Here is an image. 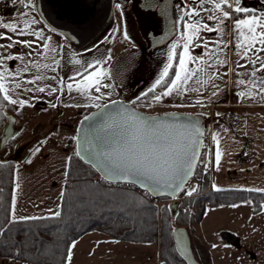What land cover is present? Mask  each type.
<instances>
[{
	"label": "snow or ice",
	"instance_id": "snow-or-ice-1",
	"mask_svg": "<svg viewBox=\"0 0 264 264\" xmlns=\"http://www.w3.org/2000/svg\"><path fill=\"white\" fill-rule=\"evenodd\" d=\"M19 3L27 9L36 6L35 0H19ZM116 6L119 8V3ZM157 7L166 13V0H161ZM176 9L180 13L176 18L177 22L182 23L180 40L172 44L168 63L155 84L148 90L154 92L157 85H166L163 92L152 96L149 106L152 102L159 103L163 97L173 94L182 96L187 93H197L203 97L204 91L209 86L213 89L211 97H215L221 90L220 85L215 81H223L229 74L237 77L232 83L234 88L240 89L235 93L238 101L259 99L264 103V15L254 14L253 11L243 7L242 0H186V2L180 0ZM20 15L30 18L23 22H20L19 18L9 22L0 20V30H3L0 31V41H6L0 43V106L11 105L20 109L32 106L25 93L34 95L36 92H47L51 96L58 91L63 95L67 90L86 96L91 103L85 104L84 107H95L99 111L92 116H85L84 121H92V123L88 125L87 130L81 129L78 135L72 137L77 145L73 156L90 163L104 173V177L108 180L141 183L153 192L163 188L185 191L187 196H192L197 188L185 190L184 185L193 175L198 162L203 164L205 169L211 164L216 171L220 170L223 156L220 132H214L211 137L214 142L213 160L205 161L200 159L205 129L199 126L198 120H191L189 123H170L167 122L166 117L142 116L122 104L116 108L115 106L120 104L118 101L112 100L101 104L100 101L104 98L101 87H110V85L101 84L102 78L108 73L96 67L100 61L87 64L83 73L78 71L76 76L80 77L79 79L72 77V82L66 84L64 80H60L63 87L49 84L41 86L39 82L58 79L56 76L50 78L43 74L42 69H49L53 73L57 71L60 65V59H57L59 50L50 44L51 36H46L43 29L34 28L38 22L36 17L31 16L30 12H21ZM229 20L232 21L231 32L227 31ZM202 32L215 33L217 39L205 40L201 36ZM25 36L34 39L14 38ZM124 36L128 39L126 31ZM225 36H230V40L226 42ZM21 48L28 51L21 52L19 51ZM177 48L181 49L179 53ZM195 48L201 49V55L192 56L191 50ZM12 49L17 51L13 52ZM229 50L233 51L236 57L234 60H229L227 56ZM49 53L51 63L41 64L31 59L34 56L48 59L46 54ZM242 60L246 63H241ZM15 61L21 62L19 67L10 65L9 62ZM73 63L79 65L81 61L74 60ZM230 63L234 67H229ZM174 64L172 78L167 79L169 70L173 69ZM221 68H227V71L221 72ZM33 69L36 70L33 78H25V75L31 73ZM93 90L99 95H93ZM144 95L147 96V93ZM136 99L140 100L141 97ZM204 104L203 99H196L191 106L203 107ZM110 105L114 106L112 112L107 111ZM51 106L56 107L55 104ZM68 106L80 107L79 104ZM219 115L220 113H217V116ZM227 131L228 129H224V132ZM18 134H14V137ZM46 142V140L40 141L33 150H30L31 155L36 156L41 153V146ZM73 156L65 157L66 169L70 166ZM26 163L31 164L32 160L28 159ZM67 174L65 171L64 175ZM16 187H20L19 183ZM213 188L220 190L215 184ZM249 190L264 192V189ZM15 208L14 196L7 223L41 218L17 216ZM260 208L264 211V204L260 205ZM49 211L51 212L49 218L60 216L58 211L51 209ZM2 232L3 229L0 228V233ZM75 247L76 243L73 242L66 256L67 264H71V250ZM212 247L217 248L219 245L213 244ZM224 247L231 246L226 244Z\"/></svg>",
	"mask_w": 264,
	"mask_h": 264
},
{
	"label": "crops",
	"instance_id": "crops-1",
	"mask_svg": "<svg viewBox=\"0 0 264 264\" xmlns=\"http://www.w3.org/2000/svg\"><path fill=\"white\" fill-rule=\"evenodd\" d=\"M179 2L180 0H178ZM17 4L18 9L15 12L9 15L0 14V20L9 22L19 18L20 22H23L30 18L21 17V12H30L31 16L37 18L38 22L34 28L36 30L43 29L46 36H51L50 44L58 48L59 56L57 59H60V65L55 73L49 69H42L43 74L50 78L56 76L58 79H48L39 83L41 86L49 84L62 87L60 84V66L66 47L64 37L52 31L41 20L35 7L27 9L22 4ZM242 6L253 11L254 14L264 15V0H242ZM203 15L206 16L207 13H203ZM208 23L211 24L212 22ZM227 24V31L231 32L232 21L229 20ZM181 31L182 27L176 42L180 40ZM201 36L205 40L217 39L215 33L202 32ZM14 38L34 39L29 36ZM230 38V36L224 37L226 42ZM0 43H6V41H0ZM11 51L15 52L17 49ZM19 51L26 52L28 50L21 48ZM191 54L193 57L201 55V49L195 48L191 50ZM46 55H48V59L35 56L31 59L41 64L51 63V54ZM227 56L230 61L236 58L232 50L228 51ZM9 63L17 67L21 64L19 61ZM241 63H246V61L242 60ZM229 67H234V65L230 63ZM220 71H227V68H221ZM35 74L36 70L33 69L31 73L25 75V78L31 79ZM234 79L237 77L229 74L224 77L223 81H215L221 89L215 97H211L213 89L209 86L204 91L203 97L197 93H187L182 96L173 94L163 97L159 103L152 102L151 106L184 107L193 105L196 99H203L205 101L203 107H193L199 109L198 114L205 118L206 130L208 129L207 136L210 139L214 132H220V147L223 153L219 171H216L211 164L206 168L210 174V186L213 188V184H215L220 190L264 189V103L259 99L238 101L235 93L240 89L233 87L232 81ZM142 90L144 91H139L137 96L141 99L136 100L149 106V103L144 101V94L148 92L149 88ZM164 90L165 88L158 91L156 95ZM24 95L32 105L24 108L27 112L29 111V114H34V112L41 110L36 105L38 101H44L49 107L56 104L60 92L58 91L51 96L47 92H36L34 95L33 93H25ZM217 113L220 115L217 116ZM224 129H228V131L224 132ZM50 136L41 140L47 141L41 146V153L28 158L32 160L31 164L24 162L22 166L16 167L12 200L15 196V214L17 216L47 217L51 216L50 209L61 212L62 198L68 176V174L65 176L64 173L65 171L68 173L69 169V167L65 168V157L71 155L67 143H59ZM213 151L214 142L212 141V151L203 154L202 160H213ZM49 156L55 160L50 162L47 159ZM17 183L20 185L19 188L16 187ZM230 205L207 206L197 229V234L210 247L212 264H264V211H261V208L256 210V205L251 200L235 203V205H239L238 207H231ZM74 242L76 247L71 250V264H166L161 258L160 247L157 243L121 241L99 231L89 232ZM213 244H217L219 247L213 248ZM226 244L231 247L225 248L224 245ZM0 264L33 263L4 258L0 259Z\"/></svg>",
	"mask_w": 264,
	"mask_h": 264
},
{
	"label": "trees",
	"instance_id": "trees-1",
	"mask_svg": "<svg viewBox=\"0 0 264 264\" xmlns=\"http://www.w3.org/2000/svg\"><path fill=\"white\" fill-rule=\"evenodd\" d=\"M178 24L181 28L182 23ZM174 70L175 64L169 70L167 79L172 78ZM160 87L164 89L166 85L161 84ZM157 92L155 90L144 96L145 103H149ZM3 108L0 106V125L3 122ZM22 112L26 114V108ZM67 144L68 149L69 146L76 149V141L72 138ZM15 169L14 161L0 166V228L3 229L0 233V259L10 258L33 264H65L70 245L92 231L121 241L157 243L166 264H186L175 248L173 231L177 226L188 230L192 248L200 263L212 264L210 247L197 234V226L207 206L218 207L251 200L259 210L260 205L264 204V192L213 189L209 172L197 167L191 178L195 184L192 187L197 191L192 196L181 191L180 194L185 196L180 201L178 215L173 217L169 205L159 209L157 204L170 198L152 197L134 185L110 183L100 177L92 166L73 156L60 216L7 223Z\"/></svg>",
	"mask_w": 264,
	"mask_h": 264
},
{
	"label": "water",
	"instance_id": "water-1",
	"mask_svg": "<svg viewBox=\"0 0 264 264\" xmlns=\"http://www.w3.org/2000/svg\"><path fill=\"white\" fill-rule=\"evenodd\" d=\"M118 0H35V10L41 20L55 32L61 34L71 47L82 52L96 45L113 27L115 22V8ZM161 0H130L131 12L136 18L138 28L140 29L144 42V53L152 58L156 53L166 50L177 38L179 29L177 22L176 5L178 0H166L167 12L163 13L157 7ZM5 4H9L6 1ZM14 11L5 12L3 15H9ZM175 37V39H173ZM114 101L120 102L115 107L118 108L122 104L129 110H134L142 116L167 118L170 123H189L191 120H198L199 126L205 129L203 137V147L200 149V159L203 154V148L206 138L205 119L200 114L179 113V112H161L158 114H149L138 107L127 102L123 97ZM108 103V102H107ZM9 118L11 114L5 109ZM99 109L90 111L85 116H92ZM107 111H114V106L110 105ZM84 116V117H85ZM84 117L80 121L77 134L81 129L87 130L88 125L92 121H84ZM187 118V119H185ZM14 135V131L9 129L4 132L0 141V150L4 148L6 142ZM77 147V145H76ZM18 156H10L4 158L0 156V162L16 160ZM84 163L85 161L82 160ZM92 166L90 163H86ZM199 162L195 170L198 167ZM93 167V166H92ZM100 177L113 184H129L134 185L141 191L149 193L152 197L161 198L168 197L171 199L169 204L173 217L179 212L180 199H178L181 191L163 188L158 192H153L144 187L141 183L108 180L104 177V173L93 167ZM195 173V171H194ZM193 173V175H194ZM191 175L184 188L191 180ZM173 238L177 253L185 260L186 264H201L196 258L192 248L191 237L188 230L183 226H177L173 231Z\"/></svg>",
	"mask_w": 264,
	"mask_h": 264
},
{
	"label": "flooded vegetation",
	"instance_id": "flooded-vegetation-1",
	"mask_svg": "<svg viewBox=\"0 0 264 264\" xmlns=\"http://www.w3.org/2000/svg\"><path fill=\"white\" fill-rule=\"evenodd\" d=\"M6 1H9V4H5ZM17 3L19 2H16L15 4H13V0H2L0 2V14L3 15L5 12H10L13 9H14L13 12H15L18 9ZM117 3H119L120 5L121 25H118L116 30L113 31L115 23L117 22V16H116L117 6L115 8V22H114L112 29L96 45L82 52H77L73 48L68 49V50L64 49L63 51L64 58L62 59V64L60 66V72H61V80H64L65 84L72 82L71 80L72 77H76V79H79L80 77L76 76V73L78 71L83 73L84 67L89 63L95 64L97 61H100V64L96 65V67L101 68V64L103 63L104 59H106L109 56L110 51L113 50L115 46L114 45L115 41H117L119 36L125 38L124 36L125 31L127 32V35H128V39H126L127 42L137 44V46L142 44L143 42L142 35L140 32V29L138 28L136 18L133 16L131 12L130 4H122V0H118ZM178 29L180 32L179 26H178ZM178 36H179V33H178ZM177 38L175 40H177ZM154 57L155 55L152 58L150 57L148 58L153 59ZM74 60H80L81 64L77 65L73 63ZM144 68H145L144 71H138L137 68L132 69L131 73L128 76L129 77L128 82L130 84H132L133 82L134 84L141 79L143 80L149 79L150 75L156 72L155 63H152L149 66L144 67ZM89 71H92V69H89ZM117 84H118L117 85L118 91L120 94L118 95L116 99H121L123 97V99H125L129 103L132 101L131 100L132 97L134 98L135 96L137 97L139 95L138 93L141 90L139 87L138 88L136 87L138 82L134 88L128 89V90H126L123 86H121V84L119 83ZM61 86L63 87V85ZM69 95H70V92H68L67 90L65 91L63 95L60 94V97L58 98L55 104L56 107H52V106L48 107V105L44 101H41V100L37 102L36 104L37 107L40 108L42 111L45 110L44 112V115L46 116L45 120L48 121L47 124L43 123V125H46L44 127H48V128H44L45 129L44 131L47 134L44 136L42 135L43 137L50 136L61 129H65L69 131L70 133L72 132L77 133V129L80 124V121L89 112L87 113L79 112L78 113L79 115L78 114L74 115V114H69L70 106L68 107L69 108L68 110L67 108L65 110L64 108L62 109L60 107L61 102L62 101L65 102L67 98L69 97ZM5 109H7L8 112L11 114V118H9ZM23 110L24 108L20 109L18 107H13L11 105L9 106L6 105L3 108V111H2L3 112V122L0 125V141H1V138L4 132L8 129H9V132L10 130H12L14 131V134L16 133H19V134L15 135V137L13 135L12 137L8 139L4 148L0 150L1 157H4L2 156L3 153L8 152L7 156L4 158H8L10 156H18L16 160H19L20 158L24 156L27 148L30 145H32L35 141H37L38 137L41 136L40 134H35V132H33L34 134L32 133L29 136H27L28 134L27 126L25 124L26 114L22 112ZM66 110L68 113L67 115H69V118L66 120L60 121L59 118L66 115ZM92 110L93 109H91L90 111ZM70 133L68 134L69 136H71ZM16 160H13V161H16Z\"/></svg>",
	"mask_w": 264,
	"mask_h": 264
},
{
	"label": "rangeland",
	"instance_id": "rangeland-1",
	"mask_svg": "<svg viewBox=\"0 0 264 264\" xmlns=\"http://www.w3.org/2000/svg\"><path fill=\"white\" fill-rule=\"evenodd\" d=\"M16 1L17 0H15V3H16ZM13 2H14V0H13ZM17 2H19V0ZM122 4H130V2H129V0H122ZM177 14H178V16L180 15V13L178 11H177ZM116 16H117V22L115 23L113 31L116 30L118 25H121L120 7L119 8L117 7ZM174 43H176V40ZM114 45L115 46H114L113 50L110 51L109 56L106 59H104L103 63L101 64V68L103 70H106L108 73V75H106L102 78L101 84L102 85H110V87H101V92L104 94V98L100 101L101 104L115 100L118 97V95L120 93L118 91V87H117L118 84L117 83L121 84V86H123L126 90L134 88L136 86L137 82H138V84L136 87L137 88L139 87L141 89L140 91H144L142 89L152 88V86L155 84V81L160 77V74L162 73L164 67L168 63V54L172 48V45H170L167 48V50L159 51L158 53L155 54V57L153 59H150L144 53V42H142V44L137 46V44L127 42V40L125 38L119 36L117 41H115ZM71 48H72L71 45L68 42H66L65 50H68ZM178 50H179V48H177V52H178ZM118 58H119V60H118ZM152 63H155L156 72L151 74L149 79H146V80L141 79L134 84H133V82H132V84H130L128 82L129 81L128 76L131 73L132 69L137 68L138 71H144V69H145L144 67H147ZM155 90L156 91H162L163 89H161V87L159 88V85H157ZM148 93H149V91L147 92V94ZM92 94L93 95H99L98 93H95L94 90H93ZM136 98H137L136 96L134 98L132 97L131 100L135 101V103H132V104L137 106L139 109L143 110L144 112L149 113V114H158L161 112H179V113L198 114V111H199V109H197L196 107H193V106H184V107L170 106V105L147 106V105H143L140 102H138L136 100ZM89 103H91V101H89L86 96H83L76 91H71L67 100L65 102H63L62 105H60V107L62 109L64 108V110L67 108V110H68L69 109L68 105L79 104L80 107L70 106V109H69L70 110L69 114L76 115L79 112L87 113V112H90L91 109H93V110L97 109L95 107H84L85 104H89ZM67 110H66V115L59 118L60 121L66 120L69 118V115H67L68 114ZM45 119H46V116L44 115V112L42 110H40L39 112H36V113L34 112V114L33 113L29 114V111L26 112L25 124L27 126V132H28L27 136H29L33 132H35V134H40L41 136L38 137V140L35 141L32 145H30L27 148L26 153L24 154V156L22 158L14 161L16 167L22 166L23 163L26 162V159H28L30 156H32L30 153V150H33L35 148L36 144L39 143L44 138L43 137L44 135L47 134L44 131L45 130L44 128H48V127H44L46 125H43V122L45 121ZM45 123L47 124L48 121H45ZM207 130H206V135H207ZM69 133H70L69 131H67L65 129H61V130H58L57 132H55L54 134H52L50 137L53 139H56L57 141H59V143L65 144V143L69 142L70 138H72L73 136H76L75 135L76 132L70 133L71 136L68 135ZM72 147L69 146L70 155H72V153L74 152V148H72ZM7 154H8V152H5V153H3L2 156L6 157ZM47 159L50 162L55 160L52 156H49ZM15 171H16V169H15ZM193 185H195V184L190 180L189 184L186 187V190H190ZM184 196L185 195L180 194L178 199H180V201H181L184 198ZM170 202H171V199H168L166 201H158L157 204H158L159 209H161L165 205H169ZM198 227H199V225L197 226V229H198Z\"/></svg>",
	"mask_w": 264,
	"mask_h": 264
},
{
	"label": "built area",
	"instance_id": "built-area-1",
	"mask_svg": "<svg viewBox=\"0 0 264 264\" xmlns=\"http://www.w3.org/2000/svg\"><path fill=\"white\" fill-rule=\"evenodd\" d=\"M211 151H212V141L208 136H206L204 148H203V154H206V153L211 152ZM198 168L206 171L203 164H201V163L198 165Z\"/></svg>",
	"mask_w": 264,
	"mask_h": 264
}]
</instances>
